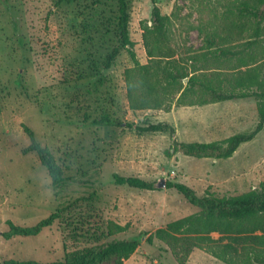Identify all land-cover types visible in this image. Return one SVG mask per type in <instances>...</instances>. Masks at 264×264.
Wrapping results in <instances>:
<instances>
[{
	"label": "rangeland",
	"instance_id": "374dc122",
	"mask_svg": "<svg viewBox=\"0 0 264 264\" xmlns=\"http://www.w3.org/2000/svg\"><path fill=\"white\" fill-rule=\"evenodd\" d=\"M242 1L129 0L135 63L120 40L117 0H0V264H48L130 239L138 246L122 264H225L204 248L186 253L182 244L156 236L167 224L201 212L175 188L156 185L164 179L199 198H223L264 182V129L229 158L175 150L176 144L223 142L252 132L258 100L203 104L197 91L178 102L187 81L174 86L166 77L168 66L186 72L197 67L208 77L252 69L264 82V18L257 38V22L238 11ZM154 6L168 16L161 38L153 33ZM254 40L257 46L239 53ZM218 46L237 55L216 60L210 53ZM115 48L119 54L105 69ZM102 116L123 126L91 124ZM127 123H161L175 133L141 134ZM23 125L61 167L66 180L60 187L52 185L37 153L23 152L30 145ZM115 174L143 179L154 190L117 185ZM62 208L65 216L36 236H5L9 222L31 227ZM254 234L264 235V229ZM227 236L211 233L214 240L223 237L222 244ZM258 247L264 253V245Z\"/></svg>",
	"mask_w": 264,
	"mask_h": 264
},
{
	"label": "trees",
	"instance_id": "16d2710c",
	"mask_svg": "<svg viewBox=\"0 0 264 264\" xmlns=\"http://www.w3.org/2000/svg\"><path fill=\"white\" fill-rule=\"evenodd\" d=\"M118 17L117 23L119 36L122 45L126 47L132 60L137 63L134 42L130 38V4L129 0H117ZM238 11L249 21H256L254 29L255 37H259L262 28L258 22L264 18V0H243L238 5ZM154 29L153 33L158 38L163 37L168 16L162 15L159 8L154 6L153 11ZM213 43V41H211ZM257 46V40L247 42L239 53H244ZM119 50L115 48L108 56L104 68L108 69L118 56ZM216 60L229 58L237 55L229 49L216 47L210 53ZM169 64V63H168ZM194 66V65H193ZM199 69L193 67L191 72L177 69L175 66H168L166 69L167 81L170 85L178 83L183 86L178 102L199 91L200 101L224 102L236 99L256 98L258 100L259 121L256 128L249 133L236 134L223 142L210 143H182L176 144L175 150L179 148L187 155L198 158H229L244 143L252 141L264 129V82L258 79L255 70L238 71L233 75L215 73L211 77L197 72ZM222 75V78L220 77ZM95 126H123V123L111 119L109 116H102L91 121ZM127 127L135 128L141 134L157 133L174 129L165 124H147L145 126H135L127 123ZM26 134L30 138V145L23 149L25 154L37 153L42 166L48 171L52 185L60 187L66 180L61 167L47 147L41 145L36 139L34 132L26 125H23ZM117 185H126L141 190H154V185L137 177H123L118 174L113 176ZM167 188H175L182 194L189 203L201 209L200 214L186 217L167 224L163 229H159L155 234L162 240H170L175 245L182 244L186 253L192 252L193 248H204L208 253L225 264H264V253L261 245H264V235H255L259 229H264V182L260 187L248 193L235 197L219 198L213 195H206L202 198L196 196L194 191L182 183L167 182ZM66 209L62 208L52 213L47 218L41 220L31 227L16 226L9 222L10 229L5 233L7 238L13 236L31 237L41 233L44 229L51 227L54 222L65 216ZM218 232L228 235V243L222 244L220 240H214L211 233ZM181 234V238L176 235ZM138 243L133 240L114 241L105 245L76 250L69 254L62 261H55L48 264H104L107 261L115 260L116 264H122L136 250ZM257 246V247H256ZM2 264H43L37 261H16L9 260Z\"/></svg>",
	"mask_w": 264,
	"mask_h": 264
},
{
	"label": "water",
	"instance_id": "95a60500",
	"mask_svg": "<svg viewBox=\"0 0 264 264\" xmlns=\"http://www.w3.org/2000/svg\"><path fill=\"white\" fill-rule=\"evenodd\" d=\"M167 186V183H166V180H161L157 185L156 187H159V188H165Z\"/></svg>",
	"mask_w": 264,
	"mask_h": 264
}]
</instances>
